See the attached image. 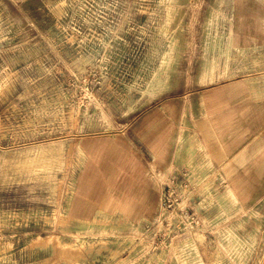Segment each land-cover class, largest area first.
Wrapping results in <instances>:
<instances>
[{
	"label": "rangeland",
	"instance_id": "374dc122",
	"mask_svg": "<svg viewBox=\"0 0 264 264\" xmlns=\"http://www.w3.org/2000/svg\"><path fill=\"white\" fill-rule=\"evenodd\" d=\"M236 2L0 0V264H264V201L241 207L210 164L185 163L131 236L66 214L79 137L264 72V43L235 41Z\"/></svg>",
	"mask_w": 264,
	"mask_h": 264
},
{
	"label": "crops",
	"instance_id": "0c3cea01",
	"mask_svg": "<svg viewBox=\"0 0 264 264\" xmlns=\"http://www.w3.org/2000/svg\"><path fill=\"white\" fill-rule=\"evenodd\" d=\"M233 14L238 44L264 43L263 1L237 0ZM78 146L66 214L117 237L158 218L162 185L189 161L217 168L241 207L256 205L264 201V72L161 97L112 130L82 135Z\"/></svg>",
	"mask_w": 264,
	"mask_h": 264
}]
</instances>
